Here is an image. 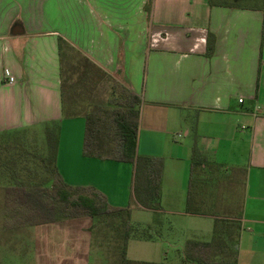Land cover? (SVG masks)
Masks as SVG:
<instances>
[{
    "label": "crops",
    "instance_id": "crops-1",
    "mask_svg": "<svg viewBox=\"0 0 264 264\" xmlns=\"http://www.w3.org/2000/svg\"><path fill=\"white\" fill-rule=\"evenodd\" d=\"M212 1L0 0V138L44 130L67 186L93 188L112 208L180 215L193 233L185 243H218L229 264H264V1ZM59 39L138 97L136 155L162 160L157 210L134 203L133 165L84 156L83 114H62L71 50L60 59ZM193 148L205 162L192 166ZM3 199L1 186L0 212ZM92 227L90 217L56 219L0 230V243L13 241L24 264H90ZM160 258L156 248L135 262Z\"/></svg>",
    "mask_w": 264,
    "mask_h": 264
},
{
    "label": "trees",
    "instance_id": "trees-1",
    "mask_svg": "<svg viewBox=\"0 0 264 264\" xmlns=\"http://www.w3.org/2000/svg\"><path fill=\"white\" fill-rule=\"evenodd\" d=\"M209 4L213 5L214 3L209 0ZM262 38H264V20ZM63 47L71 50V57L67 56L69 66H60L62 114L67 118L83 114L84 110L80 107L81 101L78 93L91 92L100 83L105 73L61 39H59L60 59ZM118 88L122 95L121 100L104 112L83 116L85 119L83 154L86 157L133 165L134 203L142 209L157 210L162 160L136 155L140 102L138 97L127 88L120 84H118ZM103 132L110 143L107 149H104L100 143V135ZM55 146L54 136L47 133L48 163L51 164V168L47 163L44 170L49 173L48 177L32 184V186L29 183L23 184L16 181L12 185L4 187V227L36 226L50 223L56 219L90 217L93 220L92 230L95 237L97 224L106 219H118L121 227L118 229L123 233L121 264H151L130 262L125 258L128 240L145 237L147 230L131 224L128 208L110 207L105 196L93 188L67 186L53 166ZM203 162L205 160L202 155L196 148H193L192 166ZM186 213H193L189 192ZM56 214L59 218L55 217ZM231 256L223 251L218 243L188 241L182 250L181 264H229Z\"/></svg>",
    "mask_w": 264,
    "mask_h": 264
},
{
    "label": "rangeland",
    "instance_id": "rangeland-1",
    "mask_svg": "<svg viewBox=\"0 0 264 264\" xmlns=\"http://www.w3.org/2000/svg\"><path fill=\"white\" fill-rule=\"evenodd\" d=\"M244 2L247 6H253L257 0H245ZM69 54L71 53H68V55ZM103 72L105 76L103 75L100 83L91 92L78 93V97L81 101L80 107L84 110L83 116L104 112V110L111 108L118 100L122 99L118 83L107 72ZM74 83H76V80H74ZM263 91L264 73L260 79L259 87V92L261 94ZM191 119L192 118H190V121ZM93 128H95V126H93ZM184 128L185 127H182V130H184ZM180 134L181 138H179L180 140H178V143L185 138L183 132ZM100 141L104 149L109 148V139L105 136L104 132L100 135ZM0 145L4 146V152L1 153L0 150V160L2 158L1 155L3 154L4 156V183L1 184L0 178V188L1 186L5 187L12 185L16 181L22 182L23 184L29 183L32 186V184L49 176V173L44 170L45 165L49 162V151H46L44 159L42 158L43 154L38 151V148L47 145V134H45L44 130H37L33 134L23 133L5 138L2 137L0 138ZM23 148L26 149L24 150ZM48 165L50 166L51 164L48 163ZM160 205L162 206V204ZM130 212L131 224L136 227L150 225L152 229L147 230V232L158 241H156L157 245L155 246L152 243L130 240L125 254L126 260L135 262L155 259L156 248H158L161 255L159 261L164 264H181V252L185 245V241L193 238L192 232L184 231L187 223L181 219L182 217L167 212L153 213L136 207L130 210ZM216 213L218 216H223V213L219 214L217 211ZM55 217L59 218L58 214H56ZM4 218L5 214L3 210L0 212V230H18L19 228L26 227L13 226L11 228H6V226L4 227L3 225ZM157 220L159 222L158 224H156ZM118 227L121 229L118 219H106L102 223L97 224L96 235L92 243L90 264H121L123 233ZM209 237L210 234L208 238ZM153 250L154 253H152ZM0 264H24L21 262L18 247L13 241L10 240L9 242L5 241L3 244L0 243Z\"/></svg>",
    "mask_w": 264,
    "mask_h": 264
},
{
    "label": "built area",
    "instance_id": "built-area-1",
    "mask_svg": "<svg viewBox=\"0 0 264 264\" xmlns=\"http://www.w3.org/2000/svg\"><path fill=\"white\" fill-rule=\"evenodd\" d=\"M13 82L12 78H9V83ZM239 103H242V99H239Z\"/></svg>",
    "mask_w": 264,
    "mask_h": 264
}]
</instances>
